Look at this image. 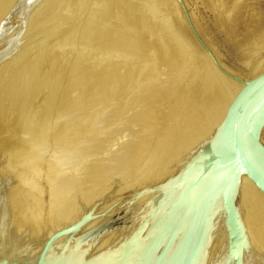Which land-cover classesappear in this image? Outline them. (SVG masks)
<instances>
[{"label": "rangeland", "instance_id": "obj_1", "mask_svg": "<svg viewBox=\"0 0 264 264\" xmlns=\"http://www.w3.org/2000/svg\"><path fill=\"white\" fill-rule=\"evenodd\" d=\"M38 1L0 0V214L8 243H34L23 253L91 216L117 229L181 180L227 92L264 73V0ZM247 188L237 208L263 259L264 203Z\"/></svg>", "mask_w": 264, "mask_h": 264}, {"label": "bare ground", "instance_id": "obj_2", "mask_svg": "<svg viewBox=\"0 0 264 264\" xmlns=\"http://www.w3.org/2000/svg\"><path fill=\"white\" fill-rule=\"evenodd\" d=\"M28 3L29 2H25L26 5ZM36 3H34V5ZM30 4L27 6L30 7ZM20 6L22 7L21 3ZM24 7L26 9L25 5ZM24 7H22V11H25ZM31 8L33 9L34 7ZM19 11L21 14L24 13L21 10ZM29 12L32 11L29 10ZM28 18L29 16L25 19ZM1 30L3 29H0V31ZM208 64L209 63H207V65ZM211 67H209V70ZM212 70L214 71V69ZM259 75L257 74V76ZM208 78L206 77L207 80ZM218 82L220 81L218 80ZM242 84L243 85H240L235 90L228 91L226 88L228 94L226 99L225 97L222 98L225 102L221 99L223 106H221V104L220 106L223 108L221 113L219 112V118L217 117L219 124H217V133L216 135H212L213 137L211 136V138H206L207 140L204 142V145H202L195 154L193 153L194 155L192 154V158L184 167L185 170L182 173L184 176L181 177V180H178L179 176L176 179L170 178L171 180L159 186L156 192L147 196V199H149L148 197L152 195V197H150L151 200L147 204L145 203L146 205H142L144 202L141 203L142 207L144 206L143 209H140L142 208L140 207L138 208L140 210L135 209L132 211L131 215H127L126 219L123 220V224L117 227V229L107 228V230H103L93 239H89L75 246L76 240L82 235L83 230L88 225L101 221L100 217L93 218V216H91L92 218H87L85 224L79 225L74 232L68 233L62 238L60 237L57 242H55V246L48 250V252H44V245L48 242L49 236L43 240L41 239L38 245L36 242L37 246L33 248V252L29 250L30 252L27 253L28 250L25 248L26 251L23 253L19 252L22 250L20 247H24L28 242L29 244L27 245L34 247V243L30 240L31 238H26L28 241L26 244V241H23V244H21L22 246L17 245L16 240L18 238L15 240L16 246L13 245L14 242H12V244L8 243L15 239L14 232L10 231L13 230L10 229V225H12L11 215L10 217L5 216V212L7 211H2L0 215L4 213V216H0V220L3 219L5 221L6 217L10 220L7 219L8 222H6L7 220L5 221L8 227L4 226L5 222H2L0 225V228L4 226L2 228L7 230V232H5L7 236L4 235L3 238L2 233L4 234V232H0L2 235L0 238L5 242H2L0 239L3 243H0V245H3L0 246V264H37L42 253L43 257L44 254H46L44 262H40V264H264V255L263 259L261 256L257 257L256 251L258 250H256V245L254 246L252 244L255 239L253 235L252 237L250 235L252 231L250 230L251 232H249L251 224H249V229L247 228V224L245 225L246 221L244 219L248 218V214H244V218V216L240 215L243 214L241 211L242 209L240 208L239 210L237 208L240 207V203L243 202L241 200L243 199V195L241 197V194H244L243 190L245 188L250 187L249 190H253V192L256 193V197L258 195L260 201L263 200L262 203H264V194L244 173H240L233 165L231 166L230 164L232 163L228 161L223 162L222 144L219 140V135L228 109L244 87V83ZM263 125L264 123L262 126ZM210 143L211 146L208 147ZM206 147L208 148L204 150ZM213 154H217L218 158L209 168L206 164V160L208 159L207 156ZM205 172L206 175L202 177L201 175ZM215 174L217 178H214ZM200 177H202V179H200ZM0 186H2V184ZM242 186H245V188L242 189ZM4 187L6 188V185L2 186V188ZM4 190L5 189H2V193L8 191ZM241 191H243V193ZM4 195H6V192ZM8 198H10V195ZM239 200L242 202L239 203ZM7 201H9V199ZM2 202L0 204H2ZM3 203L5 204L6 202ZM6 204H9V202ZM11 205L13 204L9 206L6 205L8 208L4 206L5 210L6 208L9 210ZM4 207L0 208V210H3ZM9 213L12 214V211ZM4 229L1 231H5ZM9 232L10 236L13 232V237L11 236L12 238L8 241ZM112 234L113 236L118 234L119 238L117 239L116 237L118 236H116L115 238L117 240L113 238V240L116 241L111 242ZM108 237L111 241L107 240ZM23 239L25 240V237ZM6 243L14 246V249L12 247L10 248L11 245H9L8 248H6V246L4 247ZM16 247L21 250L18 251L15 249ZM32 247L30 249H32ZM262 248L257 249L262 250ZM260 250L258 252H260Z\"/></svg>", "mask_w": 264, "mask_h": 264}, {"label": "water", "instance_id": "obj_3", "mask_svg": "<svg viewBox=\"0 0 264 264\" xmlns=\"http://www.w3.org/2000/svg\"><path fill=\"white\" fill-rule=\"evenodd\" d=\"M264 123V73L247 82L239 92L224 119L219 140L222 144L223 162L228 161L240 173H244L264 194V145L259 140V132ZM211 146V143L208 147ZM208 147L204 148L206 150ZM203 150V151H204ZM210 168L217 160V154L208 155ZM207 167V168H208ZM206 175V172L201 175ZM200 177V179H202ZM217 175H214V178ZM103 222L87 226L76 240L75 246L91 240L103 231ZM102 226V227H101ZM102 228V229H100ZM76 227L69 230L72 233ZM60 235L50 238L44 245V252L55 246ZM46 254V253H45ZM43 253L37 264L44 262Z\"/></svg>", "mask_w": 264, "mask_h": 264}]
</instances>
